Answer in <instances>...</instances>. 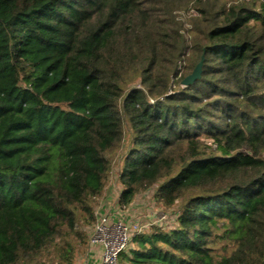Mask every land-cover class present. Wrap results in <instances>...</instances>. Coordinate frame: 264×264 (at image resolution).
<instances>
[{"label":"trees","instance_id":"1","mask_svg":"<svg viewBox=\"0 0 264 264\" xmlns=\"http://www.w3.org/2000/svg\"><path fill=\"white\" fill-rule=\"evenodd\" d=\"M121 147L119 206H178L118 264H264L262 2L0 0V264H72Z\"/></svg>","mask_w":264,"mask_h":264},{"label":"rangeland","instance_id":"2","mask_svg":"<svg viewBox=\"0 0 264 264\" xmlns=\"http://www.w3.org/2000/svg\"><path fill=\"white\" fill-rule=\"evenodd\" d=\"M241 1L242 0H228L230 4H236ZM189 6L190 4L187 7L183 8L182 10L177 11L179 12L178 13L179 16H181L180 13H182L184 16V21H185V24L183 27L185 29L184 37L187 40L186 42H187L188 47L191 46V39H192V34L188 32L189 29L192 27V18H190L192 13L190 9L186 11V9ZM189 55H190V51L188 49L187 55L185 56L184 60H181V62L184 63L186 59L189 57ZM180 75H182V72H180ZM181 82H180V85L182 86ZM123 155H124V147H121L113 155L109 156L111 160V169L107 174L103 193L93 205V211H94V216H95L93 223L87 224V223H84L83 221H79L78 224L76 225L77 231L74 234L71 233L69 235V238H67L68 242L70 243L73 249L71 252V263L72 264H92L91 262H95L96 258L101 253V251L98 248L95 251H93L94 249L92 250L89 244V239L93 233L94 225L96 222V213L100 211L102 212L104 208L108 210L109 207L112 208L117 203V195L122 189V185L119 181V173L122 167ZM263 156H264V153H263ZM146 194L150 196V193L147 192V190L136 194L128 209H130V211L133 212L134 210L138 209L137 205H140V202L143 201V203L146 206L142 208L140 217L143 216V218H146L145 221L149 223H151L154 220L156 214L159 211L166 212L171 217L175 216L177 212L178 203H176V205L174 206L166 207L162 203H159L156 201L154 197V193H152L153 196H150V197L148 196L149 199L145 198ZM130 211L128 212V214H130ZM153 228H157V227L155 226L149 227L146 233H148ZM56 255L57 253L53 249H50L48 251H43L36 259H34L33 262L28 263V264H56L58 260L56 258ZM20 264H26V263L21 262Z\"/></svg>","mask_w":264,"mask_h":264},{"label":"built area","instance_id":"3","mask_svg":"<svg viewBox=\"0 0 264 264\" xmlns=\"http://www.w3.org/2000/svg\"><path fill=\"white\" fill-rule=\"evenodd\" d=\"M259 1L264 4V0ZM190 11L194 15L192 9ZM149 189L147 192L150 193V196H153L154 186ZM120 192L117 195V203L114 207H109L108 210L104 208L102 212L96 213V222L89 244L91 248H98L101 251L97 264H118V256L131 246L136 236L146 233L151 226L168 230L173 229L176 225L175 218L162 211L156 214L151 223L145 221L146 218L140 217L142 208L146 206L143 201L140 202V205L136 204L138 209L133 212L128 209L129 207L122 209L118 204ZM148 196L146 194L145 198L149 199L150 196ZM129 211L130 214H128Z\"/></svg>","mask_w":264,"mask_h":264},{"label":"water","instance_id":"4","mask_svg":"<svg viewBox=\"0 0 264 264\" xmlns=\"http://www.w3.org/2000/svg\"><path fill=\"white\" fill-rule=\"evenodd\" d=\"M200 68H201V62H199L196 65V67L194 68V70L192 71L190 75H188L186 78L182 80L181 82L182 86H186L190 84L191 82H193L195 79H197L200 75Z\"/></svg>","mask_w":264,"mask_h":264},{"label":"crops","instance_id":"5","mask_svg":"<svg viewBox=\"0 0 264 264\" xmlns=\"http://www.w3.org/2000/svg\"><path fill=\"white\" fill-rule=\"evenodd\" d=\"M94 249V250H93ZM92 250L93 251H95V250H97V249H95V248H92ZM98 258V257H97ZM97 258H96V260H95V262H91L92 264H97L98 263V260H97Z\"/></svg>","mask_w":264,"mask_h":264}]
</instances>
